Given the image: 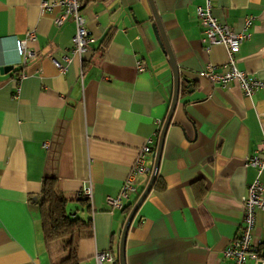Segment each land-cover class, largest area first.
I'll list each match as a JSON object with an SVG mask.
<instances>
[{
	"label": "crops",
	"instance_id": "1",
	"mask_svg": "<svg viewBox=\"0 0 264 264\" xmlns=\"http://www.w3.org/2000/svg\"><path fill=\"white\" fill-rule=\"evenodd\" d=\"M43 1L0 0V264H52L39 204L45 182L70 200L68 211L92 222L79 243L81 264H98L106 251L120 264L125 224L151 176L138 179L123 210L107 197L119 196L144 146L157 149L175 91L168 52L149 0H86L93 42L82 56L73 52L75 23L57 28L61 10H45ZM153 1L181 88L158 180L128 234L126 264H227L242 200L258 177L246 161L263 150L264 89L247 97L236 83L221 87L204 76L228 61L224 46L208 52L203 42L197 8L205 0ZM213 14L236 33L253 19L237 67L264 82V0H213ZM29 32L34 58L23 65L17 41ZM260 180L264 186V171ZM88 183L93 198L85 204L77 196ZM254 242L264 246V211Z\"/></svg>",
	"mask_w": 264,
	"mask_h": 264
},
{
	"label": "built area",
	"instance_id": "2",
	"mask_svg": "<svg viewBox=\"0 0 264 264\" xmlns=\"http://www.w3.org/2000/svg\"><path fill=\"white\" fill-rule=\"evenodd\" d=\"M86 0H44L42 7L45 10L60 9V15L54 23L57 28L69 20L76 26L73 52L82 56L91 50L93 36L86 26V21L82 12L83 4ZM198 18L204 29L203 42L207 44L209 52L214 46H224L228 53V61L223 67V71H218L213 65H209L204 72V76L213 84L227 87L231 83L238 84L247 97H253L256 92L264 89V82L249 76L246 72L240 71L237 67L236 52L240 46L250 39L249 30L253 19L247 18L243 32L236 33L229 26L219 22L213 14V0H205V5L197 8ZM36 35L29 32L24 40L17 41V51L22 58L23 65L29 59L34 58V53L28 49L27 44L33 41ZM138 68L143 71L141 64ZM59 69L64 72L65 68L59 64ZM154 148L151 141L144 146L138 159L131 169L130 175L124 182L118 197H107V203L116 210H123L125 202L130 196L137 193V181L140 177L151 176L153 167L148 161L152 159ZM247 166L254 167L258 172L255 182L249 187L248 194L242 200L244 217L241 230L232 244L224 251L223 257L227 264H264V251L262 245L254 242V231L257 223V212L264 211V186L260 176L264 171V143L263 150L257 152L246 161ZM84 198L89 202L93 198L92 184L88 183L82 190ZM98 264H114V255L109 252H100L96 255Z\"/></svg>",
	"mask_w": 264,
	"mask_h": 264
},
{
	"label": "trees",
	"instance_id": "3",
	"mask_svg": "<svg viewBox=\"0 0 264 264\" xmlns=\"http://www.w3.org/2000/svg\"><path fill=\"white\" fill-rule=\"evenodd\" d=\"M77 198L85 204L89 203L82 192ZM69 203L70 200L53 184L45 182L39 204L45 243L52 264H81L79 243L81 239L92 235L91 220L85 221L73 211H68Z\"/></svg>",
	"mask_w": 264,
	"mask_h": 264
},
{
	"label": "water",
	"instance_id": "4",
	"mask_svg": "<svg viewBox=\"0 0 264 264\" xmlns=\"http://www.w3.org/2000/svg\"><path fill=\"white\" fill-rule=\"evenodd\" d=\"M149 1L151 4L153 13L155 15V21H156L155 28L159 32L161 44H164V46L166 47V50L168 52L169 63L172 67L173 74H174L175 91H174V96H173L170 112L168 114L166 121L164 122V124L162 126L158 146H157L155 153L153 154L154 166H153V171H152L150 181H149L146 189L144 190V192L140 196L139 200L137 201L136 205L134 206V208L130 212L128 219H127V222L125 224L124 230H123L121 245H120V255H119V263L120 264H126V243H127V238H128L130 228H131L136 216L138 215L142 205L145 203V201L150 196V194H151V192H152V190H153V188H154V186L158 180L162 156H163L164 145H165L168 130L172 124V120H173L174 114H175L176 109H177V105L179 102V96H180V88H181L180 73H179L177 63H176V59H175L174 54L170 48L168 39L165 35V32H164L162 23L160 21V17L158 15V12L156 10L154 1L153 0H149ZM12 69L13 68H11V67L5 68L4 71L8 73Z\"/></svg>",
	"mask_w": 264,
	"mask_h": 264
}]
</instances>
